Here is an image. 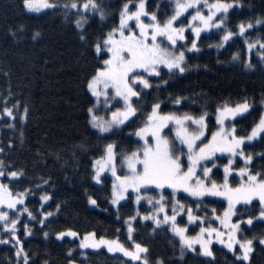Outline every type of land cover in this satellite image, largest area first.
<instances>
[{"label": "trees", "instance_id": "1", "mask_svg": "<svg viewBox=\"0 0 264 264\" xmlns=\"http://www.w3.org/2000/svg\"><path fill=\"white\" fill-rule=\"evenodd\" d=\"M122 2L103 0L108 18L100 21L98 16H90L86 40H81L71 22L75 19L73 16L65 20L61 11L51 10L32 14L26 11L22 0H0V149H3L0 160L4 162L6 172L23 170V175L18 178L0 179L13 192L25 188L31 190L25 204L36 219H30L24 213L17 225V235L30 257L29 264H43L44 261L47 264H68L70 259L75 264H138L120 253H108L105 248L88 249L86 256H82L80 252L83 250L78 248L79 238L65 236L57 239L55 235L71 229L82 237L94 231L97 236L118 238L125 247H130L132 242L128 239L125 223L129 216H135L131 221L132 240L148 248L150 264H155L157 259L163 264H238L231 252L217 245L212 247L214 260L201 256L198 251L184 252L181 257L179 241L168 225L157 227L152 220L142 219L152 211L147 200H141L137 206L135 195L129 194L124 203L117 207L112 205L113 180L104 174L101 182L96 183L92 178V165L104 154L106 144L114 142L120 166L119 154L135 151L141 145L133 133L142 126L145 114L157 101L161 102L162 111L192 115L207 111V135L210 136L217 128L216 107L224 101L235 104L247 98L253 102V108L235 119L237 134H247L264 109L260 104L264 98V61L257 55L258 45L249 53L245 37L249 42L255 39L264 41V26H255L244 37L234 36L219 48L216 45L221 41V32L215 29L202 32L197 39L200 51L187 59L188 63L192 61L189 72L180 75L164 70L159 78L151 77L153 87L142 93L138 105L141 110L136 116L113 133L101 135L88 122L87 108L92 106L94 98L86 90V81L106 58L103 54L98 57L92 45L118 23ZM243 4V8L230 10L226 21L233 32L237 31L236 25L240 21L254 22L257 17H264V0H243ZM170 6L169 0H147V10L156 11L161 20L169 14ZM185 36V44H189L192 35L186 31ZM233 54H238V58L233 59ZM248 60L254 67L245 66ZM175 75L177 79L173 77ZM161 79L167 83H161L157 88L155 85ZM177 96L187 99L181 105H174L172 100ZM14 104L15 119L3 113L5 107L12 108ZM22 116L25 118L21 119ZM166 134L173 138V133L167 131ZM244 151L253 154V170H264V159L256 155L264 153V139L246 144ZM224 164L225 159L217 158L218 170L211 178L218 184L223 181ZM242 164L236 162L235 168ZM229 181L234 187L239 178L233 176ZM44 194L51 198L42 201L40 197ZM147 195L158 198L155 189L149 190ZM164 195L168 204L166 211L171 215V198L168 192ZM89 198L95 199L97 204H91ZM176 199L191 206L193 214L204 216L205 224L212 218L213 208L216 209L215 215H222L226 208V203L217 198H202L201 202L177 194ZM198 202L199 209L196 207ZM257 210V206L250 207L247 214L256 215ZM49 211L53 215L41 225L39 220L44 212ZM176 222L181 226L187 224V216L186 219L184 216L177 218ZM25 223L31 235L24 234ZM245 235L249 238L264 235V222L254 221L250 229L245 228ZM3 238H7V234L0 230V239ZM69 249L73 250L71 256L68 255ZM17 259L11 243L0 244V264H17ZM250 264H264V246L258 240L254 241Z\"/></svg>", "mask_w": 264, "mask_h": 264}, {"label": "snow or ice", "instance_id": "2", "mask_svg": "<svg viewBox=\"0 0 264 264\" xmlns=\"http://www.w3.org/2000/svg\"><path fill=\"white\" fill-rule=\"evenodd\" d=\"M22 2L29 12L61 11L65 20H69L70 16L75 17L71 22L75 24L81 40H86V25L90 16H98L100 21H104L109 15L103 0H64L63 3L59 0ZM169 3L172 11L161 20L156 11L147 10V0H123L118 12V23L94 41L92 47L96 55L106 56L86 81V90L94 98L92 106L87 108L88 122L99 134H111L125 125L131 117L136 116L141 110L138 105L142 93L153 87L150 78H159L161 68H166L170 73L187 71L189 65L185 53L200 51L197 39L202 32L213 29L221 32V41L216 45L219 48L234 36L244 37L245 33L255 26H264V17H257L254 22L252 20L238 22L236 32L227 27L226 21L230 10L243 8V0H169ZM186 31L192 35L189 44L183 43L187 39ZM245 43L249 53L258 45L257 55L264 61V41L255 39L249 42L245 37ZM237 58L238 54H233V59ZM245 66L254 67L250 60L245 62ZM161 83L167 81L161 79L155 86L159 88ZM186 99L177 96L172 103L181 105ZM101 104L107 118L97 114ZM260 104L264 108V98ZM15 107V104L12 108L5 107L3 113L15 119L13 115ZM252 108L253 102H249L247 98L235 104L222 102L215 111L218 127L211 131L209 136L206 135L207 111H202L199 115L162 111L161 102L157 101L145 114L142 126L133 133L139 137L142 144L135 151L119 154L120 166L126 169L125 174L117 175L118 153L115 143L111 142L106 144L104 154L94 160L92 178L100 183L101 173L105 170L114 177L110 200L112 205H118L124 200L129 190L135 195L137 203L146 199L152 206V211L142 219L152 220L157 227L168 225L169 231L178 237L181 257L186 249L197 252L196 246H199L200 255L214 260L212 244L215 241L231 252L238 264H250L254 241L258 240L259 244L264 246V235H253L251 238L245 235V228L250 229L254 221L264 222V170H253V154L250 152L246 154L244 146L254 140L264 139V110L247 134H237L235 119L248 113ZM24 113L26 116L27 108ZM169 125L172 127L169 128ZM165 129L174 133L172 139L165 134ZM176 142L181 147H177ZM218 153L228 154L227 164L223 165V181L219 184L209 175L212 168L216 167L215 159L218 158ZM256 155L264 159V153ZM236 158L241 159L243 164L233 168ZM233 172L239 177V182L234 187L228 181L229 175ZM22 175V169L6 172L4 162L0 160V178H18ZM152 188L159 190L158 198L146 195ZM165 189L171 190L169 192L171 215L166 211L168 204L165 203ZM181 192L197 198L198 201L207 196L222 197L227 202L222 215H215V208L211 210L215 221H219V226L214 227L212 219L205 225L204 216L194 215L191 206H186L181 200L176 199L177 194ZM30 194L32 193L28 188L13 192L8 184L0 180V226L7 233V238L0 239V244H12L18 258L17 264H21V261L22 264H29L30 260L17 235V225L24 213H27L30 219H36L25 204L26 197ZM50 198L48 194L40 197L42 201H48ZM89 202L97 204L92 198H89ZM237 205H240L239 209ZM253 206L258 207L257 214L248 215V209ZM196 207L200 208V202ZM180 213L186 214L188 223H196L199 231L195 235L187 234V224L183 226L177 224V216ZM52 215L50 211L44 212L39 223L43 225ZM233 217H236L235 221ZM134 219L135 216H129L125 221L128 239L132 242L130 247H125L118 238L97 236L94 231L87 232L82 237L71 229L57 232L55 235L57 239H63L65 236L79 238L78 248L81 250L105 248L108 253H122L131 262L150 264L148 248L132 240L134 229L131 221ZM23 228L26 236L31 235L27 223ZM47 235L45 232L44 236ZM72 251L68 250L69 256L72 255ZM80 255L86 256V252L81 251ZM43 264H47V261ZM68 264H75V261L70 259ZM155 264H163V261L157 259Z\"/></svg>", "mask_w": 264, "mask_h": 264}, {"label": "rangeland", "instance_id": "3", "mask_svg": "<svg viewBox=\"0 0 264 264\" xmlns=\"http://www.w3.org/2000/svg\"><path fill=\"white\" fill-rule=\"evenodd\" d=\"M169 7H167V9H168ZM170 8H171V6H170ZM27 12H29L28 10H26ZM46 11V10H45ZM171 11H172V8L170 9V12H169V14L171 13ZM29 13H32V14H39V13H36V12H29ZM43 13V12H42ZM185 15H187V14H185ZM183 43H185V41L183 42ZM195 51H193V52H186L185 53V56H186V62H187V59H188V57L192 54V53H194ZM192 62V61H191ZM190 62V63H191ZM190 63H188L187 62V64L189 65V67H190ZM188 67V70L187 71H185L184 73H179V72H175V71H173L174 73H177V74H180V75H185L187 72H189V68ZM168 71L166 68H161V72L162 71ZM172 73V72H171ZM174 78H176L177 79V75H175V76H173ZM113 103H115V102H113ZM117 107L118 106H120V105H116ZM264 110V109H263ZM97 114L98 115H103V116H105V118H107V114L105 113V111H104V109H103V104H101V106H100V110L97 112ZM135 117V116H134ZM238 117V116H237ZM236 117V118H237ZM132 119V117L130 118V120ZM172 127V125H169V128H171ZM218 127V126H217ZM96 130V129H95ZM168 131V129H165V134H166V132ZM173 135H174V133H173ZM206 135H207V133H206ZM169 136V135H168ZM136 138H138L139 139V137H136ZM169 138L171 139V137L169 136ZM142 142V141H141ZM178 143V142H177ZM142 144V143H141ZM178 145H179V143H178ZM180 146V145H179ZM181 147V146H180ZM185 151H186V149H185ZM217 157H218V159L219 158H221V159H225L226 160V164H227V161H228V154L227 153H224V154H217ZM236 162H243L241 159H239V158H236L235 159V161H234V163H233V165H232V167L233 168H235V165H236ZM116 164H117V175H123V174H125V171H126V169H123V168H121V166H119V164H118V162H117V160H116ZM215 164L217 165V158L215 159ZM209 166L211 167V164H209ZM218 170V167H214V168H212V172L209 174L210 175V177L212 176V174H213V172L214 171H217ZM198 172H199V170H198ZM105 174V175H104ZM102 175H104V176H110L111 178H112V180H114V177H112V175H111V173L109 172V171H107V170H105L103 173H101V176ZM233 176H236V177H238V175H237V173L236 172H233V173H231L230 175H229V177H228V181L233 177ZM239 178V177H238ZM212 179V178H211ZM1 180V179H0ZM96 182V181H95ZM230 182V181H229ZM97 183V182H96ZM152 189H154V188H152ZM151 190V189H150ZM157 192H159V190H157V189H155ZM143 191V190H142ZM171 190L170 189H165L164 190V193L165 192H170ZM129 194H133L132 192H131V190H129V192L126 194V198L124 199V200H121L120 202H119V204H121V203H124L125 202V200L127 199V197H128V195ZM178 194H184V195H186V196H188L189 198H191V196H189L187 193H183V192H181V193H178ZM147 195V194H146ZM147 196H149V195H147ZM207 197H210V198H217V199H220L221 201H224L225 203H226V207H227V202L222 198V197H211V196H207ZM207 197H203V198H207ZM192 198H194V199H197V198H195V197H192ZM202 199V198H201ZM142 200H145V199H142ZM136 202V201H135ZM141 202V201H140ZM140 202L139 203H137L136 202V204H137V206H139L140 205ZM118 204V205H119ZM118 205H114V206H118ZM19 206V205H18ZM240 205H237V208L239 207ZM162 215V214H161ZM195 215V214H194ZM181 216H184V218L186 219V214H183V213H180V215H178L177 216V218H179V217H181ZM212 218V220L214 221V223L216 224V226H215V224L213 223V226L214 227H217V226H219V221H215V218H214V216H211ZM233 221H234V217H233ZM190 225V226H189ZM205 225H207V224H205ZM194 227V228H192V227ZM222 227V226H221ZM0 230H1V232H4L3 231V229H2V226H0ZM192 231V232H191ZM199 231V228L197 227V225H195V223H187V234L188 235H195V233L196 232H198ZM190 232H191V234H190ZM5 233V232H4ZM7 234V233H6ZM173 234V233H172ZM174 235V234H173ZM177 239H178V237H176ZM179 241V240H178ZM213 245H217V246H219V247H223L224 248V246L223 245H220V244H218V243H216L215 241L213 242V244H212V247H213ZM197 247V251H198V253H199V246H196ZM102 249V248H101ZM226 249V248H225ZM83 251H88V249L87 250H83ZM185 253H188V252H192V251H190V250H185L184 251ZM121 255H123L122 253H120ZM232 254V253H231ZM201 256H203V255H201ZM205 257V256H204Z\"/></svg>", "mask_w": 264, "mask_h": 264}]
</instances>
